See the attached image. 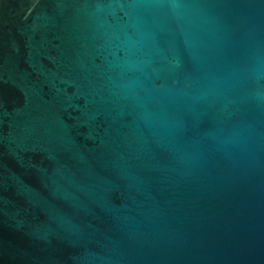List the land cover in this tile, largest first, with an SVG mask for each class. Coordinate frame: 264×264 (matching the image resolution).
<instances>
[{
    "label": "water",
    "instance_id": "95a60500",
    "mask_svg": "<svg viewBox=\"0 0 264 264\" xmlns=\"http://www.w3.org/2000/svg\"><path fill=\"white\" fill-rule=\"evenodd\" d=\"M0 264H264V0H0Z\"/></svg>",
    "mask_w": 264,
    "mask_h": 264
}]
</instances>
